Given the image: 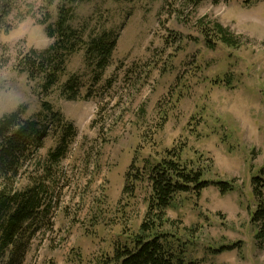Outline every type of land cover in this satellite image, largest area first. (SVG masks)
Returning a JSON list of instances; mask_svg holds the SVG:
<instances>
[{
    "label": "rangeland",
    "instance_id": "1",
    "mask_svg": "<svg viewBox=\"0 0 264 264\" xmlns=\"http://www.w3.org/2000/svg\"><path fill=\"white\" fill-rule=\"evenodd\" d=\"M44 3L18 0L0 30V118L22 109L24 119H34L49 103L74 123L77 137L53 166L50 220L31 237L22 264H99L118 243H130L151 193L147 180L133 182V173H148L167 150L204 167L205 178L233 185L226 193L212 184L180 194L167 210V231L187 260L264 264V240L252 222V177L264 168V0H81L72 26L85 40L112 32L117 47L98 83L80 51L49 91L17 68L19 56L54 41L39 23ZM216 22L243 45L209 48L202 27ZM72 76L75 99L64 89ZM60 136L51 126L18 186L51 165ZM131 183L134 194L125 193Z\"/></svg>",
    "mask_w": 264,
    "mask_h": 264
},
{
    "label": "trees",
    "instance_id": "2",
    "mask_svg": "<svg viewBox=\"0 0 264 264\" xmlns=\"http://www.w3.org/2000/svg\"><path fill=\"white\" fill-rule=\"evenodd\" d=\"M18 0H0V30ZM81 0H45L41 7L45 26L53 43L44 50H31L17 58V68L30 80H41V88L49 91L57 85L67 70V61L73 54L85 52L87 64L93 68L94 81L98 83L111 64L118 37L112 32L91 35L88 40L72 26L76 5ZM56 2H58L56 4ZM202 0H198L200 4ZM218 2V1H216ZM57 6L53 20L51 8ZM206 45L216 49L218 43L238 48L242 37L216 22L212 27H202ZM70 99L78 95V77L72 76L64 85ZM22 110V109H21ZM20 109L0 118V264H22L31 244V237L41 223L49 222L53 208L51 176L54 164L66 155L77 137L74 123L53 110L49 103L43 104V112L34 119H24ZM51 126L61 130L59 144L49 152L51 165H40L41 174L29 177V183L18 186L26 171V165L39 160L40 150L50 134ZM168 155L150 166L149 172L133 173V182L147 180L151 193L146 218L139 233L130 243L117 244L110 256L100 259L99 264H201L202 260H187L185 249L177 235L167 231V210L174 206L176 197L184 193L200 194L214 184L223 193L233 190L228 181L205 178V168H196L181 161L180 153L166 151ZM40 164V161H37ZM130 173L127 174V177ZM253 193L257 208L252 222L259 227L258 239L264 240V168L252 177ZM125 193L134 194L133 183L127 184ZM48 196L50 198L48 199ZM53 196V197H52ZM178 243V246H177Z\"/></svg>",
    "mask_w": 264,
    "mask_h": 264
}]
</instances>
